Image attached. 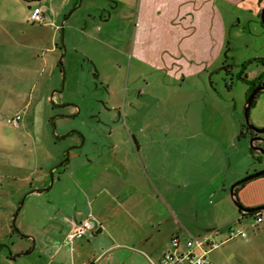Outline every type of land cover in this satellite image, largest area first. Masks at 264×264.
<instances>
[{
  "label": "rangeland",
  "instance_id": "obj_1",
  "mask_svg": "<svg viewBox=\"0 0 264 264\" xmlns=\"http://www.w3.org/2000/svg\"><path fill=\"white\" fill-rule=\"evenodd\" d=\"M137 1L0 0V264H8L6 258L19 255V249L28 252L26 229L60 236L75 211L76 202L66 198L69 187L86 207L71 174L82 170L73 161L72 166H60L73 142L68 134L77 130L86 143L72 155L81 160L94 158L103 143L132 135L167 148L176 145L175 156L186 141L201 143L203 154L194 150L177 157L169 174L160 157L155 189L146 190L157 197L161 179L170 180V203L182 209L179 219L192 236L223 223L224 229L247 233L246 239L231 240L212 252V264H264V231L253 228V218L242 217L230 197L235 183L264 170V163L255 159L259 154L251 153L244 118L248 86L236 77L243 63L264 58L261 18L219 2L229 13L221 58L202 76L177 80L132 57ZM36 7L45 17L42 24L30 21ZM226 59L234 65L233 75L220 70ZM263 70L255 62L247 74L257 77ZM19 113L20 127L9 125L7 120ZM259 120L264 121V95L250 114L251 123L264 128ZM242 131L245 136H240ZM93 141L99 146H92ZM259 156L264 161V155ZM238 197L247 208L264 198V177L246 183ZM151 204L164 214L157 199ZM217 206L220 210L213 214ZM172 222L161 228L163 246L174 229ZM37 252L20 256L19 264L36 262Z\"/></svg>",
  "mask_w": 264,
  "mask_h": 264
},
{
  "label": "crops",
  "instance_id": "obj_2",
  "mask_svg": "<svg viewBox=\"0 0 264 264\" xmlns=\"http://www.w3.org/2000/svg\"><path fill=\"white\" fill-rule=\"evenodd\" d=\"M219 2L236 7L240 12H248L253 17L264 5V0L262 4L260 0H138L132 57L177 80L207 73L221 58L226 44L225 17L228 18L229 13ZM260 124L264 125V121ZM71 139L73 146L80 142L79 137L71 136ZM186 142L179 146L176 156L173 154L176 145L167 148L158 141L143 140L135 135L114 144L103 143L100 145L102 150L96 152L94 158H83L85 160H81L80 155H72L76 149L72 148L69 160L65 159V153V161L60 166H72L73 161L75 167L82 170L80 174L77 170L71 174L75 178L76 190L86 199V207H83L81 196L69 187L66 198H71V203L76 202L75 211L73 217H67V226L60 236L51 237L43 231L26 229L25 234L30 241L25 248L28 252L19 249L20 254L10 255L6 258L7 263L19 264L20 256L33 255L36 251L38 260L28 264H152L153 258L159 260L170 249L173 236H192V232L179 219L183 216L182 209L175 210L170 203V180L165 179L166 184L164 178L161 179L163 190H157V197L149 194L145 187L155 189L153 179L158 178L162 169L157 167L160 157L164 156L163 170L169 174V165L171 162L177 165V157L188 156L194 150L203 154L201 143ZM92 146L97 147L99 143L94 142ZM157 147L163 150H157ZM261 162L264 163L262 159ZM210 171L213 169H206V173ZM215 193H219L216 188ZM154 198L162 205L164 214L154 211L151 204ZM262 205L264 198L248 204L250 208ZM71 210L72 207H68L70 213ZM218 210L220 207L217 206L211 211L217 214ZM191 212L193 214L194 210ZM89 217L97 222L93 235L96 233L98 236H86L69 245L66 239L69 231ZM171 219L174 229L163 246L159 238L163 232L161 228ZM223 224L215 229H205L204 234L224 229L226 225ZM155 227L159 230L155 231ZM98 230L101 233L97 234Z\"/></svg>",
  "mask_w": 264,
  "mask_h": 264
},
{
  "label": "built area",
  "instance_id": "obj_3",
  "mask_svg": "<svg viewBox=\"0 0 264 264\" xmlns=\"http://www.w3.org/2000/svg\"><path fill=\"white\" fill-rule=\"evenodd\" d=\"M30 21L33 24L45 22L41 8H34ZM22 120V114L19 113L8 119L7 123L19 128ZM251 217L254 222L253 228H260L264 231V212L251 214ZM242 219L240 218L239 221ZM97 226V222L92 217L85 219L69 231L66 238L67 243L72 245L79 239L93 235ZM247 237L245 231L235 230L232 227L218 229L202 236L181 238L179 235H175L171 238L170 249L159 260L152 261V264H212L209 259L212 252L231 240L246 239Z\"/></svg>",
  "mask_w": 264,
  "mask_h": 264
},
{
  "label": "water",
  "instance_id": "obj_4",
  "mask_svg": "<svg viewBox=\"0 0 264 264\" xmlns=\"http://www.w3.org/2000/svg\"><path fill=\"white\" fill-rule=\"evenodd\" d=\"M29 9H31V7H29ZM261 18H262V24L264 25V9L262 10ZM95 73H96L95 78H98L97 70H95ZM263 91H264V87H259V88H256L255 90H253L252 93L249 95V97L246 100L245 110H244V118H245L246 125L249 127V129H251L252 131H254L257 134H264V128H257L256 126H254L250 121V114H251V109H252V106L254 104V101L256 100V97ZM261 141L264 143V139H262ZM250 144H251V150H253L254 153H257L259 155H264V148L256 145L254 139H251ZM67 160H69V158H67ZM263 176H264V170L247 176L246 178L235 183L231 187L230 197H231V200L233 201V203L235 204V206L239 209V211H241L245 214H254V213H258V212H264V205L257 206V207H251V208L244 207L242 205V203L238 197V193L236 191L240 185H242L244 183L251 182V181L256 180V179H259ZM24 201H25V199L22 200V202L20 203L18 210L16 212V216L19 214V212H20V210L24 204ZM99 233H101V230L97 231V234H99Z\"/></svg>",
  "mask_w": 264,
  "mask_h": 264
},
{
  "label": "flooded vegetation",
  "instance_id": "obj_5",
  "mask_svg": "<svg viewBox=\"0 0 264 264\" xmlns=\"http://www.w3.org/2000/svg\"><path fill=\"white\" fill-rule=\"evenodd\" d=\"M262 2H263V0H260V4H262ZM112 8H114V7H112ZM264 9V5L261 7V9H260V11H259V13H258V15L256 16V17H258V18H261V13H262V10ZM261 22H262V18H261ZM264 26V25H263ZM228 47V46H227ZM257 63V64H262L263 66H264V58H258V59H256V60H251V61H247V62H245V63H243L242 65H241V67H240V71L238 72V74L236 75V77H237V79L239 80V81H242L243 83H245L244 81L245 80H247L248 82H253V81H255L256 80V86L252 89V91L253 90H255L256 88H259V87H264V77H262L263 76V74H264V70L262 71V72H260L259 73V75L257 76V77H252V78H250L249 77V75L247 74V69L249 68V66H250V64H254V63ZM223 66H222V68L220 69L221 71H225L228 75H230V74H232L233 75V68H234V65H232L231 63H229V61H228V59H226L224 62H223V64H222ZM259 79V80H258ZM246 85L248 86V91H249V89L251 88V86L249 85V84H247L246 83ZM248 91H247V93H248ZM252 91H251V93H252ZM250 93V94H251ZM261 95H264V91L263 92H261L257 97H256V103H257V100H258V98L261 96ZM249 97V96H248ZM247 97V94H246V99L248 98ZM254 101V102H255ZM253 107V106H252ZM115 111H117V113L120 115V109H115ZM247 128H248V130H249V134H250V138L251 139H254L255 140V144L256 145H258V146H260V147H262V148H264V143L261 141L262 139H264V134H257V133H255L254 131H252L251 129H249V127L247 126ZM244 132V131H243ZM244 134L246 135V133L244 132ZM98 135V134H97ZM244 135V136H245ZM68 136L71 138V136H76V137H79V139H80V142H79V144H77V145H72L71 146V149L70 150H72V148H76L77 150L78 149H80L81 147V145H83V144H85L86 143V138H85V135H83L80 131H73V132H71L70 134H68ZM111 136V135H110ZM83 142V143H82ZM94 142H97V141H93V143ZM75 149V150H76ZM68 151L66 154H67V156H69L70 155V152L71 151Z\"/></svg>",
  "mask_w": 264,
  "mask_h": 264
},
{
  "label": "trees",
  "instance_id": "obj_6",
  "mask_svg": "<svg viewBox=\"0 0 264 264\" xmlns=\"http://www.w3.org/2000/svg\"><path fill=\"white\" fill-rule=\"evenodd\" d=\"M62 64H63V62L61 61L60 62V65L62 66ZM262 77H264V74H263V76ZM259 80V79H258ZM245 83H247V84H249L250 86H251V88L249 89V91H248V93H247V97L250 95V93H251V91H252V89L256 86V80L255 81H253V82H248L247 80H245L244 81ZM256 104V101L254 102V104H253V106ZM245 134H244V132L242 131L241 133H240V136H244ZM251 153L254 155L255 153L253 152V150H251ZM257 156H259V155H257ZM256 155H255V159H257V160H260L261 161V156H259V157H257ZM264 177V176H263ZM245 184L246 183H244V184H242V185H240L238 188H237V193L240 191V188L241 187H243V186H245ZM240 213H241V215H242V217H247V216H251V214H245V213H243V212H241L240 211ZM241 217V218H242Z\"/></svg>",
  "mask_w": 264,
  "mask_h": 264
}]
</instances>
